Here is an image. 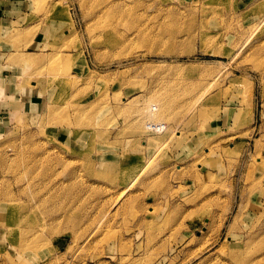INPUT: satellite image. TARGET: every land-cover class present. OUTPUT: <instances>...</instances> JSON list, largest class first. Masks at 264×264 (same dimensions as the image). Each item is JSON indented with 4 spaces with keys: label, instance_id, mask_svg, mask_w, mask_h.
<instances>
[{
    "label": "rangeland",
    "instance_id": "rangeland-1",
    "mask_svg": "<svg viewBox=\"0 0 264 264\" xmlns=\"http://www.w3.org/2000/svg\"><path fill=\"white\" fill-rule=\"evenodd\" d=\"M0 264H264V0H0Z\"/></svg>",
    "mask_w": 264,
    "mask_h": 264
},
{
    "label": "bare ground",
    "instance_id": "bare-ground-1",
    "mask_svg": "<svg viewBox=\"0 0 264 264\" xmlns=\"http://www.w3.org/2000/svg\"><path fill=\"white\" fill-rule=\"evenodd\" d=\"M167 126H165L164 124H157V123H150V124H147V128L150 132H153V133H162L165 131ZM109 167V166H107Z\"/></svg>",
    "mask_w": 264,
    "mask_h": 264
},
{
    "label": "crops",
    "instance_id": "crops-1",
    "mask_svg": "<svg viewBox=\"0 0 264 264\" xmlns=\"http://www.w3.org/2000/svg\"><path fill=\"white\" fill-rule=\"evenodd\" d=\"M212 125H215V124H212ZM206 129H207V131L212 132V130L215 129V128H213V126L210 125V127L206 128ZM191 144H193V143H191V142L187 143V145H191Z\"/></svg>",
    "mask_w": 264,
    "mask_h": 264
}]
</instances>
